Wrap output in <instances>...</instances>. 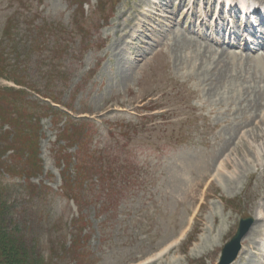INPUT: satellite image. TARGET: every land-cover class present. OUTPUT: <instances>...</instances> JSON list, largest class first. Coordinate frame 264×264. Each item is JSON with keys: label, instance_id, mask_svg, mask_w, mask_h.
I'll list each match as a JSON object with an SVG mask.
<instances>
[{"label": "rangeland", "instance_id": "374dc122", "mask_svg": "<svg viewBox=\"0 0 264 264\" xmlns=\"http://www.w3.org/2000/svg\"><path fill=\"white\" fill-rule=\"evenodd\" d=\"M215 1L0 0V95L25 112L37 100L69 115L36 110L38 168L4 151L29 143V117L0 118L1 199L45 264H217L245 217L255 223L232 264H264V48L255 52L247 31L228 46L245 15L240 0ZM247 1L264 12V0ZM64 132L81 138L85 158ZM97 156L100 185L81 190L80 158ZM82 215L93 228L81 243Z\"/></svg>", "mask_w": 264, "mask_h": 264}, {"label": "trees", "instance_id": "16d2710c", "mask_svg": "<svg viewBox=\"0 0 264 264\" xmlns=\"http://www.w3.org/2000/svg\"><path fill=\"white\" fill-rule=\"evenodd\" d=\"M6 68H7V66L5 64H0V70L6 69ZM14 82L18 85L24 86V83L21 82V80H19V78L14 79ZM12 91H14L16 93H20V91H18V90L13 89ZM37 93H39V92H37ZM2 95H0V118L2 120V124H4V122L12 123V125L14 123H16V125L18 126V121L20 120V118H24V117H27V118L29 117V119L31 121V124H30L31 129L29 131V138H31V139L29 140V143L27 144L26 142H24L22 144V142L19 140L18 142L20 145L13 146L10 143L8 145V148L4 151L6 152L7 150H13L14 155H16V156H17V154H19L20 156L22 155V157H23L22 159L26 158L28 160V158H29V160H31V161L33 160L35 162L34 165L36 168L40 167L41 166V160L39 159V156H40V150H39V140H40L39 136H40V134L39 133H40L41 127H40V122H39L40 115L38 114V112H36V110L38 108L44 109L47 111H49V110L54 111L55 110L54 113L56 115H59V114H62L63 116H69V115L67 113H64L63 111L59 110V108H56V107L54 108V106L51 105L50 103H47V102L41 103V101H37V100H35L36 110L33 111L32 113H30L29 111L25 112L24 109H21V106L18 107L15 104H11V103H8L7 101H5L7 99V97L4 94H2ZM45 97L50 99L51 96L48 97V95H46ZM52 98H53L52 103H59L60 102V101L57 102L58 99L54 98L53 96H52ZM34 116L36 117L35 120L33 119ZM68 118H69L67 120L68 127L70 125H74L72 123L71 117H68ZM85 120H86V122L89 121L88 119H85ZM20 131H21V133L25 132L24 130H20ZM30 134H31V136H30ZM64 134L69 135V136H67V140L69 142L74 143V145H78L77 148H78L79 152L82 153V156L84 158L86 157L85 154L86 155L89 154L88 149H86L85 153H83L84 143H83V141H81V138L77 139L75 136H73L72 134H70L68 132H64ZM84 136H85V134H84ZM84 138L85 137H83V139ZM87 144H88V142H87ZM2 152H1V156H2ZM95 153H97V152L95 151ZM88 158L85 159L86 161H84L80 158L79 164H82V163L83 164H82V166L79 165L76 167V170L79 171L78 173H83V175H84V179L77 183V185L81 188V190L85 189V187H84L85 184L87 187L89 185H93V187H94V185L99 186L100 184H97L96 181L99 180V177H100L99 173L103 174V168H102L103 164H102V162H100V164L98 163L99 157L97 156L95 158V160L91 161V163H90V160H87ZM16 163H18V161H16L13 164H16ZM86 163L88 165H86ZM85 165L87 166V168L85 167ZM88 166H90V167H88ZM22 173H24V172H22ZM22 173H20V175ZM95 174H98V176H95ZM28 179H29V177H28ZM27 183L29 185H32L28 181H27ZM33 186L35 187V185H33ZM4 191L5 190H3V189L0 190V264H45L43 261L44 259L42 260L43 255L38 253V252H35V250L38 251V247H39V244H37L38 241H35L33 239H31L32 241H30L28 239L27 230L30 228V226L29 225L26 226L24 224L21 216H15L14 211H17L16 210L17 207L15 208L16 205H12L7 200L1 199L2 198L1 197L2 192H4ZM74 199H75L76 204L78 205V209L80 211H83V209L85 207L82 203V198L80 197V195H74ZM19 215H20V213H19ZM85 218H87V217L83 216V218H81L80 216H78V217H76V220L74 221V222H76L75 226L77 224V226L74 227V233L76 234V236H79L81 243L86 239L87 234L90 233V231H88L86 233L84 232L86 229V227L84 225H88L89 230L91 228H93V221L91 220V224H89L88 220ZM27 223L29 224V222H27ZM82 233H85V234H82ZM75 247H76V245L74 243L71 246H69V248H66L65 246H63L61 253L59 255L57 254L58 256H56V257H60L61 259H64V257L67 256V254L70 253L71 250H74ZM79 247L80 246L78 245L77 249H76L77 255L72 256V258H75L78 261V263L83 262V260H82L83 254L79 250ZM42 261H43V263H42Z\"/></svg>", "mask_w": 264, "mask_h": 264}, {"label": "water", "instance_id": "95a60500", "mask_svg": "<svg viewBox=\"0 0 264 264\" xmlns=\"http://www.w3.org/2000/svg\"><path fill=\"white\" fill-rule=\"evenodd\" d=\"M254 223L253 218L240 220L239 228L233 238L225 244L218 264H231L235 260L241 249L242 240L247 236Z\"/></svg>", "mask_w": 264, "mask_h": 264}, {"label": "bare ground", "instance_id": "6f19581e", "mask_svg": "<svg viewBox=\"0 0 264 264\" xmlns=\"http://www.w3.org/2000/svg\"><path fill=\"white\" fill-rule=\"evenodd\" d=\"M165 1H168V3L170 4V3H172V0H165ZM179 2V4H186V3H188V5L190 4V2L191 1H194V4L198 1V0H178ZM206 2L207 3H209V4H216V1L215 0H206ZM220 2V1H219ZM223 2L225 3V4H230V2H228V1H226V0H221V4H223ZM173 3H174V1H173ZM253 3V2H252ZM214 4V5H215ZM225 4H223V7H225L224 5ZM240 4H241V6L243 7L242 9H243V11H247V9H249V8H251L252 7V5H256V4H250L249 5V2L247 1V0H240ZM158 5V4H157ZM223 7H221V11H222V8ZM234 7V3L232 4V6H229V8H233ZM223 13V12H222ZM218 15H219V13L217 12V19H218ZM220 20V19H219ZM222 20H224V17L222 18ZM259 20H261V21H263L264 22V18H262V17H260L259 18ZM260 21V24H262V22ZM202 25H204V24H202ZM233 29V27H231V30ZM234 31V30H233ZM235 32V31H234ZM224 33V32H223ZM229 46V45H228ZM225 49V48H224ZM223 49V50H224ZM229 49V48H228ZM208 51V50H207ZM218 51V50H217ZM226 51H227V49H226ZM209 52V51H208ZM229 52H230V50H229ZM228 52V53H229ZM219 54V53H218ZM235 54V53H234ZM233 54V55H234ZM223 57L220 55V57H219V59L217 60V63L215 64L216 65V67H215V71L217 72L218 70H219V72L221 73V74H223V75H220L219 74V72H217V74L218 75H220L222 78H224L225 76H226V74H227V72H228V70H229V68H230V66H229V63H227V62H224V64H223V61H225L224 59H222ZM261 58H263L262 56H261ZM211 59H212V57H211ZM213 59H215V58H213ZM233 59V58H232ZM264 59V58H263ZM258 60H262V59H257V61ZM263 61V63H264V60H262ZM223 64L221 67H220V64ZM228 69V70H227ZM231 71V70H230ZM227 78V77H226ZM264 97V96H263ZM261 98H262V96H261ZM262 214V213H261ZM258 219L259 218H261V219H263L264 218V214H263V216L261 217V216H259V217H257ZM249 235V234H248Z\"/></svg>", "mask_w": 264, "mask_h": 264}]
</instances>
